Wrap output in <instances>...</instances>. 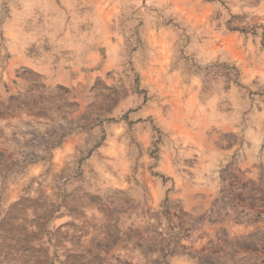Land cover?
<instances>
[{
  "label": "rangeland",
  "instance_id": "1",
  "mask_svg": "<svg viewBox=\"0 0 264 264\" xmlns=\"http://www.w3.org/2000/svg\"><path fill=\"white\" fill-rule=\"evenodd\" d=\"M0 264H264V0H0Z\"/></svg>",
  "mask_w": 264,
  "mask_h": 264
}]
</instances>
